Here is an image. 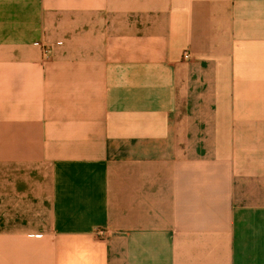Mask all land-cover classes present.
I'll return each mask as SVG.
<instances>
[{
  "label": "crops",
  "instance_id": "obj_1",
  "mask_svg": "<svg viewBox=\"0 0 264 264\" xmlns=\"http://www.w3.org/2000/svg\"><path fill=\"white\" fill-rule=\"evenodd\" d=\"M0 264H264V0H0Z\"/></svg>",
  "mask_w": 264,
  "mask_h": 264
},
{
  "label": "built area",
  "instance_id": "obj_2",
  "mask_svg": "<svg viewBox=\"0 0 264 264\" xmlns=\"http://www.w3.org/2000/svg\"><path fill=\"white\" fill-rule=\"evenodd\" d=\"M184 57H185V58H190V54H189V53H185ZM98 233H99L100 235H106V234H108V231H105V230H99Z\"/></svg>",
  "mask_w": 264,
  "mask_h": 264
}]
</instances>
